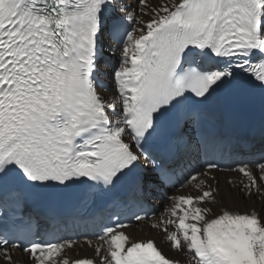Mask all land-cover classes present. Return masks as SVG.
<instances>
[{
	"label": "snow or ice",
	"instance_id": "1",
	"mask_svg": "<svg viewBox=\"0 0 264 264\" xmlns=\"http://www.w3.org/2000/svg\"><path fill=\"white\" fill-rule=\"evenodd\" d=\"M0 264H264V0H0Z\"/></svg>",
	"mask_w": 264,
	"mask_h": 264
},
{
	"label": "bare ground",
	"instance_id": "2",
	"mask_svg": "<svg viewBox=\"0 0 264 264\" xmlns=\"http://www.w3.org/2000/svg\"><path fill=\"white\" fill-rule=\"evenodd\" d=\"M225 176L226 174L221 176L222 181L224 180ZM177 188H179V186ZM222 190H223V187H222ZM172 194H173L172 191H170L169 194L167 195L171 196ZM160 196L161 195L158 194L154 198H152V201L154 202V204H157L158 206L161 205L160 209L158 210L157 216L160 215V213L163 211L164 206H165V199L163 198L162 200H160ZM257 207L259 208V202L257 204ZM150 223L151 221H148V222L142 221L134 226H130L124 229V231L135 239L155 238L157 241V244L162 247L163 251L165 253H169L168 245L161 242V239L160 237L156 235L155 230L149 227ZM71 254L74 256L77 254L80 256L91 255L92 249H89L86 244H83V240H82V247H78V251H73Z\"/></svg>",
	"mask_w": 264,
	"mask_h": 264
}]
</instances>
